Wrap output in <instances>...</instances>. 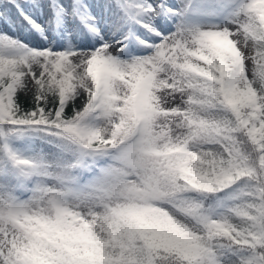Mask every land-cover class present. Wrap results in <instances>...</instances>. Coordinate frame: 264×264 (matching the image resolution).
Returning a JSON list of instances; mask_svg holds the SVG:
<instances>
[{"label":"snow or ice","instance_id":"obj_1","mask_svg":"<svg viewBox=\"0 0 264 264\" xmlns=\"http://www.w3.org/2000/svg\"><path fill=\"white\" fill-rule=\"evenodd\" d=\"M0 264H264V0H0Z\"/></svg>","mask_w":264,"mask_h":264}]
</instances>
